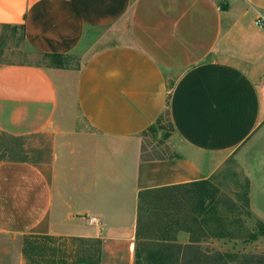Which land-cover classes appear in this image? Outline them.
Segmentation results:
<instances>
[{
  "label": "crops",
  "instance_id": "1",
  "mask_svg": "<svg viewBox=\"0 0 264 264\" xmlns=\"http://www.w3.org/2000/svg\"><path fill=\"white\" fill-rule=\"evenodd\" d=\"M259 16L264 0H0V25L22 26L37 55L95 39L77 68H0V133L24 155L0 161V235L100 240L94 264H114L132 249L140 191L210 180L231 158L251 201L250 159L264 156ZM166 110L172 154L144 160L142 134Z\"/></svg>",
  "mask_w": 264,
  "mask_h": 264
},
{
  "label": "rangeland",
  "instance_id": "2",
  "mask_svg": "<svg viewBox=\"0 0 264 264\" xmlns=\"http://www.w3.org/2000/svg\"><path fill=\"white\" fill-rule=\"evenodd\" d=\"M84 40L81 46L72 54L61 59L64 67H80L88 55V50L95 39ZM93 39V40H92ZM264 65V63H261ZM7 65H38L50 67L56 65L51 58L33 53L25 44L22 36V26L0 25V68ZM262 66V65H259ZM240 67L247 72H254V68L246 66L242 62ZM264 70L258 74H252L262 102H264ZM170 90V87H168ZM166 135V136H165ZM174 130L170 125L168 112L161 119V129L155 133L148 131L142 134V151L152 158L169 157ZM175 139V138H174ZM16 144L13 139L0 133V161L18 159L23 153L16 156ZM264 156H252V177L255 183L250 195V182L246 174L231 158L210 180H207L211 196L216 200V212L222 219L220 229H207V239L203 238L200 245L209 251H220L230 254H256L264 255V236L258 235V216L256 215L255 198L264 197ZM261 191V193H260ZM264 201V198L261 199ZM264 223V222H263ZM218 226L215 223L213 227ZM213 234H219L220 238H212ZM255 234V237H251ZM188 234L179 232L177 241L187 243ZM133 244L134 241H131ZM131 245V244H130ZM102 248V244L94 242H81L69 237H44L41 236H13L0 235V264H77L82 261L87 264L96 262V250ZM133 248L118 250L114 264H134ZM100 255V254H99ZM102 259L104 261H102ZM102 264L106 259L101 258ZM227 264H239L238 261H229Z\"/></svg>",
  "mask_w": 264,
  "mask_h": 264
},
{
  "label": "trees",
  "instance_id": "3",
  "mask_svg": "<svg viewBox=\"0 0 264 264\" xmlns=\"http://www.w3.org/2000/svg\"><path fill=\"white\" fill-rule=\"evenodd\" d=\"M57 67H64L58 55H46ZM162 116L146 131L155 133L161 129ZM171 125V123H170ZM172 127V125H171ZM145 131V132H146ZM144 133V132H143ZM166 136V135H165ZM143 152V151H142ZM142 159H150L142 156ZM207 180L140 191L138 194L137 221L134 237V264H264V255L230 254L202 248L200 241L207 239V229H220L222 219L216 212V200L211 196ZM218 223L215 228L213 225ZM258 235L264 236V223L258 221ZM188 234L187 243H179L177 234ZM48 236H41V238ZM212 238H220L217 233ZM255 237V234L253 236ZM82 242L101 244L96 239ZM100 254V249L96 250ZM77 264H87L82 261Z\"/></svg>",
  "mask_w": 264,
  "mask_h": 264
},
{
  "label": "built area",
  "instance_id": "4",
  "mask_svg": "<svg viewBox=\"0 0 264 264\" xmlns=\"http://www.w3.org/2000/svg\"><path fill=\"white\" fill-rule=\"evenodd\" d=\"M264 24V18L259 16L256 20H255V25L257 26H262ZM87 223L90 225H98L100 224V220L96 217H88L87 218Z\"/></svg>",
  "mask_w": 264,
  "mask_h": 264
}]
</instances>
